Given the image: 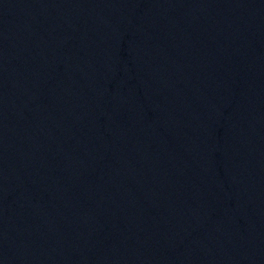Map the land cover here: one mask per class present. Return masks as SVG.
I'll list each match as a JSON object with an SVG mask.
<instances>
[{"label":"water","instance_id":"1","mask_svg":"<svg viewBox=\"0 0 264 264\" xmlns=\"http://www.w3.org/2000/svg\"><path fill=\"white\" fill-rule=\"evenodd\" d=\"M0 264H264V0H0Z\"/></svg>","mask_w":264,"mask_h":264}]
</instances>
